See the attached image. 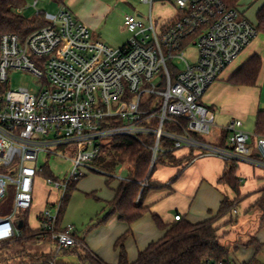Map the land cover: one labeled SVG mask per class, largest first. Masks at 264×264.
I'll use <instances>...</instances> for the list:
<instances>
[{"label": "built area", "instance_id": "1", "mask_svg": "<svg viewBox=\"0 0 264 264\" xmlns=\"http://www.w3.org/2000/svg\"><path fill=\"white\" fill-rule=\"evenodd\" d=\"M141 1L150 5L147 21L126 16L131 37L117 49L99 42L64 6L44 13L47 25L27 37L0 38V201L10 186L16 194L13 214L0 219V244L21 235L13 219L33 208L42 177L63 194L38 215L42 239L50 238L58 251L82 245L72 225L57 229L61 203L74 181L91 173L108 177L97 163L116 137L153 140L152 169L160 155L186 149L194 159L211 156L264 170V137L258 138L255 157L242 120L226 127L225 147L204 139L215 123L204 97L258 36L256 25L221 0H175L176 18L165 24L154 17L155 0ZM189 49L195 59L187 56ZM13 72L33 75L37 87L12 89ZM42 154L71 162L67 178H44ZM234 213L240 214L238 208Z\"/></svg>", "mask_w": 264, "mask_h": 264}, {"label": "crops", "instance_id": "2", "mask_svg": "<svg viewBox=\"0 0 264 264\" xmlns=\"http://www.w3.org/2000/svg\"><path fill=\"white\" fill-rule=\"evenodd\" d=\"M65 7L90 29L99 42L114 48L101 40L105 38L108 42L114 43L112 39L116 35L112 20L114 8L110 0H66ZM159 7L161 11L156 17L157 20L171 24L177 15L175 0H165ZM263 7L264 0H241L239 3V8L245 16L248 9L255 8L254 25H257V14ZM123 26L122 19L121 27ZM119 31L122 30L119 28ZM254 56L260 57L262 61V70L256 86H239L230 83L234 75ZM204 104L210 106L212 111L217 109L220 111L218 115H214L215 121L218 116L219 124H215L217 135L212 144L220 146L221 136L225 133L226 127L232 120L239 119L244 123V131L251 135L249 148L252 154L258 157L256 152L258 137L255 133L258 114L264 113V34H258L238 60L231 64L209 88L204 97ZM191 154L189 150H179L173 154L175 162L164 158L166 165L160 164L156 167L152 177V183L156 186L144 199V205L150 209L149 213L132 226L122 222L118 215L111 217L92 232L85 233V243L81 245L84 251L81 247L79 250L84 253L89 252L106 264H119L120 252L116 248L117 242L126 233L132 231L125 240L124 247L129 262L133 264L137 262L141 252L165 237L166 231L157 227L154 216H158L164 224L171 226L177 223V216H182L184 221L191 224H200L217 215L224 199L235 197L229 186L220 183V179L228 170V164L211 156H202L189 162L188 158ZM237 174L242 180L241 193L248 197L242 204L245 211L264 188V170L241 163L238 165ZM120 182L119 180L116 185L112 182L109 193L100 191L97 199L104 200L106 207L115 199V192ZM38 215L36 220L39 226ZM75 231L78 233L76 228Z\"/></svg>", "mask_w": 264, "mask_h": 264}, {"label": "trees", "instance_id": "3", "mask_svg": "<svg viewBox=\"0 0 264 264\" xmlns=\"http://www.w3.org/2000/svg\"><path fill=\"white\" fill-rule=\"evenodd\" d=\"M228 9L239 7L241 0H221ZM58 6L65 7L66 0H52ZM27 5V0H0V38L5 34H16L22 38L27 37L30 33L47 25L45 15L43 12L39 13L34 19H27L21 14ZM257 31L258 34H264V7L257 14ZM262 70V61L258 56L252 57L230 80V83L239 86H256L258 77ZM255 136L264 137V113L260 112L257 119V127ZM114 146L107 154L112 156L113 162L101 166L102 170L108 174L107 184L110 185L114 181L115 168L128 164L131 169L128 180L120 182V186L116 190L115 199L107 204L106 214L99 219V221L90 228L106 223L111 217L118 215L120 220L129 226L143 218L150 209L144 205V199L150 190L156 185L152 183V177L158 165H166L165 159L175 162L173 154L176 151L160 155L152 169L153 155L149 150L150 144L153 140L147 143H141L132 139L124 137H116ZM228 142V133L221 136L220 147H225ZM166 146V145H165ZM168 146V145H167ZM195 156L191 154L188 158L191 162ZM228 170L220 179V183L227 185L234 192L233 199L225 198L217 215L208 221L200 224H191L187 221H180L174 225L168 226L158 217L154 216V221L160 230L166 231L165 237L157 243L151 244L147 250L139 254L136 263L133 264H208V262L215 260H228L229 248L222 245L221 238L227 234L229 227L235 225L239 215L234 213V210L248 197L241 193L242 180L238 177V164L236 162L227 163ZM44 178L56 177L52 174L49 168H45ZM82 180L74 181L68 188L62 203L60 215L57 222V229L63 228V217L66 206L69 201L71 192H73ZM148 183V187L143 188V184ZM240 207V206H239ZM250 210L255 209L262 214L261 223L264 225V188L259 192L258 197L254 203L249 206ZM248 207V208H249ZM31 210L26 211L29 213ZM247 211V210H246ZM39 219V218H38ZM40 220V219H39ZM23 223L20 229L21 235L14 240L1 243L11 244L15 242L20 244L22 242H36L42 239L43 232L40 228L31 227L29 218L20 221ZM132 234V231L126 233L121 237L116 245L120 252L119 264H132L129 262L126 249L124 247L125 240ZM81 243L84 242V237L75 232ZM53 243L50 238L46 239ZM41 241V240H40ZM42 242V241H41ZM54 244V243H53ZM249 246L255 250V257L250 264H254L256 257L262 251V245L255 240L249 242ZM84 251L83 247H81ZM75 248L68 249L72 251ZM78 252V250H77ZM45 257L52 258L51 253L45 254ZM50 258V259H51ZM81 264H106L98 257L93 256L89 252L80 256ZM50 264L52 261H49ZM58 264V263H56Z\"/></svg>", "mask_w": 264, "mask_h": 264}, {"label": "rangeland", "instance_id": "4", "mask_svg": "<svg viewBox=\"0 0 264 264\" xmlns=\"http://www.w3.org/2000/svg\"><path fill=\"white\" fill-rule=\"evenodd\" d=\"M37 6H35V2ZM113 4V16L114 28L116 34L113 37L114 43H110L105 38H101L102 42L114 46L115 49L124 46L130 39L131 35L126 31L125 26L121 27L122 19L123 25L125 18L128 15L138 16L143 22L147 21L150 13V5L143 3L141 0H110ZM165 0H155L153 6L154 17L160 13V3ZM59 6L52 2V0H27L26 7L21 10V14L27 19H34L38 12L56 14L59 10ZM242 11V10H241ZM243 12V11H242ZM246 18L256 23L255 8L248 9ZM119 28L122 31H119ZM119 31V33H118ZM187 56H192L195 59V50L189 49ZM11 77L12 89H19L20 87H37L36 83L38 79L31 74L22 72H13ZM207 106V105H206ZM211 110V107L208 106ZM212 111V110H211ZM219 110H213L212 113L216 116L219 114ZM219 124L218 116L212 128L211 134L204 139L207 142H213L216 138V125ZM103 154L98 161L99 167L104 166L107 163L113 162L112 156L109 154ZM40 166L49 168L52 174L63 181L70 174L72 169V163L64 158H57L42 154L39 158ZM131 169L128 164H124L121 167L113 170L117 178L123 180L128 179ZM108 177L102 174L91 173L88 174L78 184L77 188L71 192L68 204L63 217V226H74L80 237H84L85 233H90L94 229L90 230L99 219H101L107 212V207L104 200H98L100 191L105 193L111 192V186L106 183ZM44 179L37 182L34 196V206L29 213L26 211H18L14 217V222L29 218V224L31 227L39 228L37 225L36 216L45 209L51 208V203L62 199V192H56L51 187L47 186ZM115 185L119 182L118 179L113 181ZM15 187L10 186L7 190L6 196L0 201V219L6 218L13 214L15 203ZM240 206V207H239ZM239 218L237 223L228 228L227 234L222 236V245L229 248V260L231 263H243L253 260L255 257V250L249 246V242L253 239L262 245V251L257 255L254 264H264V225L261 223L262 214L250 207L247 211H243V206L239 205ZM242 208V209H241ZM100 226V225H99ZM98 227V226H97ZM42 242H41V241ZM80 246L76 247L72 251L62 250L58 251L55 244L48 242L46 239H38L36 242L31 241L29 243L22 242L17 244L12 242L11 244L0 245V264H81L80 256L85 255L82 252ZM78 250V252H77ZM53 257L47 258L45 254H50ZM240 262V263H239Z\"/></svg>", "mask_w": 264, "mask_h": 264}, {"label": "water", "instance_id": "5", "mask_svg": "<svg viewBox=\"0 0 264 264\" xmlns=\"http://www.w3.org/2000/svg\"><path fill=\"white\" fill-rule=\"evenodd\" d=\"M138 17H141V16H138ZM22 226H23V223H22V222H20V223H19V225H18V229H21V228H22Z\"/></svg>", "mask_w": 264, "mask_h": 264}]
</instances>
